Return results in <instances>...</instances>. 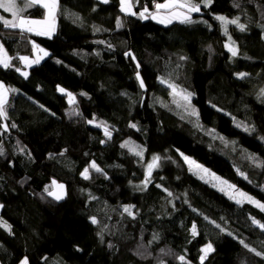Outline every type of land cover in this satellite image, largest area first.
<instances>
[{
  "label": "trees",
  "instance_id": "obj_1",
  "mask_svg": "<svg viewBox=\"0 0 264 264\" xmlns=\"http://www.w3.org/2000/svg\"><path fill=\"white\" fill-rule=\"evenodd\" d=\"M152 3L139 0L135 9L146 4L154 10ZM24 15L42 19L43 10ZM217 15L239 17L246 26L243 32L228 27L239 49L235 58L224 48L228 37ZM192 16L207 23L160 25L124 15L119 0H60L51 38L0 23V44L12 57L11 68L0 66V82L17 90L8 95V119L0 121L9 125L8 132L0 130V220L12 233L0 228V264L24 257L29 264H181L179 255L200 264L208 243L214 251L204 264H264V231L250 219L264 223V212L236 204L183 160L193 159L264 203V97L258 96L264 88V0H213ZM31 42L49 55L25 67L19 57L34 59ZM137 62L144 89L136 80ZM241 72L248 76L237 78ZM161 80L193 93L197 115L177 107L179 98ZM57 86L75 96L74 105ZM73 107L79 115L70 117ZM94 117L106 122L111 139L87 123ZM125 141L144 149L143 158L121 148ZM153 156L161 158L159 167L140 190ZM92 161L102 172L90 170L85 180L80 173ZM53 180L65 186L60 201L44 193ZM127 205L134 217L123 212Z\"/></svg>",
  "mask_w": 264,
  "mask_h": 264
},
{
  "label": "snow or ice",
  "instance_id": "obj_2",
  "mask_svg": "<svg viewBox=\"0 0 264 264\" xmlns=\"http://www.w3.org/2000/svg\"><path fill=\"white\" fill-rule=\"evenodd\" d=\"M101 3L108 4L110 0H100ZM23 6L21 7L20 4H18V0H0V9H3L4 12L11 14V19H4L3 17H0V23L3 24L4 28L8 29H19L21 33H32L36 36H44L51 38L55 32H56V20L57 15L60 11V0H22ZM213 3V0H164V2H157V0H153L152 8L154 10H150L148 5H144L141 10L135 11L134 9L139 4V0H119V11L127 16H136L141 20H148L152 19L155 20L159 24L168 25L173 23V21H178L182 24H194V23H207V21H197L193 19L192 14L193 13H200L201 7L208 8ZM236 7H239V4L237 3L235 5ZM39 8L43 10V18L42 19H34L29 18L24 15V13L32 8ZM95 10V9H94ZM75 15V14H72ZM76 19H79V17H76ZM215 20L220 22V26L223 29L224 35L228 37V41L224 44V48L231 54V57L235 58L239 54V49L236 46L235 41L232 40V37L228 34V25H235L241 32L245 31V25L239 22V17H236L234 19H227L226 17L222 15H217L214 17ZM122 21L120 17H117L116 19V27L120 28L122 27ZM95 31H101L99 28H95ZM32 43V50L33 55L35 56L34 59H30L29 56H20L19 60L22 64L25 65V67H31L32 65L39 64L41 60H43L45 57L49 55V53L44 50L43 48H40L39 45H37L35 42ZM98 43H105L104 41H98ZM111 47V45H109ZM124 55L126 57H131L133 61L136 60L135 56L131 52H125ZM181 60H184L185 57H180ZM12 57L8 55V52L5 50L4 45L0 44V66H2L5 69L11 68ZM59 63V61H57ZM136 80L139 81L140 88L144 89L145 84L144 81L140 75L139 68L140 64L139 62L136 63ZM17 72H20L22 76L27 78L28 72L22 71L19 67L15 69ZM237 78L243 79L246 76H248V73H237ZM161 83H167L168 88L171 89V95L176 98H179V101H183V104H181L179 101L174 99V103H177V107H184L185 111H187L190 115H197L196 109L192 108L191 106V97L193 93L187 91L186 89H181L179 85L175 83H168L165 80H161ZM17 90L14 88H8L5 87L3 82H0V121H6L8 119V113L6 109V105L8 104V94L10 92H16ZM57 91L61 94H66L68 97V104L74 105L75 104V96L71 92H66V90L62 87L57 86ZM80 95H86L85 93H81ZM258 96L264 97V88L260 90L258 93ZM43 107V106H41ZM213 107H215L213 105ZM47 111V109H45ZM220 110V109H218ZM70 117L79 115V113L76 111V109L73 107L69 113H67ZM87 123L94 124L97 128H103L104 136L108 139H111L112 137V131L109 130V126L104 121L95 122V117L91 120H88ZM132 128H135V124L129 125ZM239 123L237 124V127H241ZM16 125L12 124L11 128H15ZM0 130L3 132L9 131V125L7 123L0 122ZM244 131L251 132L254 131L253 128H249L247 126H244ZM264 139V138H262ZM101 143H105V141H101ZM121 148H128L130 152H133L136 156L143 158L144 149L140 148L137 150L138 146H132L131 141H125L123 144L120 145ZM23 151V149H21ZM4 155L3 148H0V156ZM30 155V154H29ZM60 155H63L61 153ZM183 156V154H181ZM159 156H153L150 163L147 164L145 174H144V180L141 182L142 187L138 185L137 187L140 188V190H144L147 188L148 184L151 183V177L153 170L155 168L159 167ZM184 161L189 165V170L192 171L194 169L203 171L207 174L208 170L204 169L201 165L197 164L194 160L190 159L187 156H183ZM249 159H254V157H249ZM90 170H94L95 172H102V169L97 165L95 161H92L87 167L84 168V170L80 173V175L85 179L90 178ZM243 175V173H241ZM203 179V177H201ZM214 180L219 181L220 184L226 185L229 190H232V194L229 195V199H232L235 201L236 204H244L245 202L254 205L256 208H258L261 212H264V203H261L254 197L248 195L247 193L240 191L239 189L235 188V185L229 184L225 180H220L219 177H216L214 174L212 176ZM247 179V177H245ZM215 186V185H214ZM156 187L161 188L162 186L157 184ZM165 192H167L168 196H172L173 194L168 191L167 189H163ZM220 191H225L224 188H220ZM44 193L47 194V196L52 197L56 201L62 200L65 195V186L63 184L58 183L56 180H53L51 182L50 186H46L44 188ZM228 194V193H226ZM93 199H95L93 197ZM3 205H0V208H2ZM133 206L127 205L123 207V212L127 213L128 216L134 217V213L132 211ZM207 220L208 217H205ZM252 225L257 226L261 231H264V223H261L259 220H257L254 217H250ZM92 224H97V219L95 217L91 218ZM210 223H213L216 228H218L221 232L225 231L223 227H221L220 224L215 223V221H210ZM0 228H3L4 230L8 231L9 234L11 233V226L3 220H0ZM191 236L195 238L198 235L197 232V225L195 223L192 224L190 229ZM228 235H232V233H228ZM102 239V237H101ZM153 239H157L156 236L153 237ZM151 243V242H150ZM243 246L248 249L250 252H254L255 255L260 256L262 253L257 252L255 249L250 248L247 243H245L243 240L240 241ZM162 252L164 250H161ZM214 251L213 246L211 243L206 244L200 249V252L202 255L200 256V264H204V260L206 259L207 255ZM178 259L181 264H190L189 261L186 260L185 255H179L175 257ZM19 264H29V260L27 257L22 258L19 261ZM160 264H164L163 261L160 262Z\"/></svg>",
  "mask_w": 264,
  "mask_h": 264
},
{
  "label": "rangeland",
  "instance_id": "obj_3",
  "mask_svg": "<svg viewBox=\"0 0 264 264\" xmlns=\"http://www.w3.org/2000/svg\"><path fill=\"white\" fill-rule=\"evenodd\" d=\"M97 1H99L100 2V0H97ZM1 11H2V13H0V17H3L4 19H11L12 17H11V14L10 13H7V12H4L3 11V9H0ZM135 11H136V9H134ZM4 13H5V15H4ZM193 14H196V13H193ZM125 15V14H124ZM127 16V15H126ZM227 19H229V18H227ZM174 22H178V21H173V23ZM172 24V23H171ZM160 25H163V24H160ZM169 25V24H168ZM167 25V26H168ZM230 25H228V27H229ZM221 30H222V32H223V29L221 28ZM224 33V32H223ZM35 58V57H34ZM9 95V94H8ZM191 159V158H190ZM152 160V159H151ZM151 160L149 161V163L151 162ZM184 160V159H183ZM193 160V159H192ZM185 162V161H184ZM186 163V162H185ZM197 163V162H196ZM197 164H199V163H197ZM186 165H188L187 163H186ZM200 165V164H199ZM189 166V165H188ZM202 166V165H201ZM147 167V166H146ZM204 169H206L204 166H202ZM208 170V169H207ZM192 172L194 173V174H196L197 175V177L198 178H200L201 180H203V181H205V182H208V183H211V184H213V185H215V187L216 188H218V189H220V188H224L225 189V191H224V193L226 194V193H228V194H226L227 196H229L230 194H232V190H229L228 188H227V186L226 185H222V184H220L219 183V181H217V180H214L213 178H212V176H213V174L214 173H212L211 171H209L208 170V172H207V174L206 173H204L203 171H200V170H197V169H194V170H192ZM215 175V174H214ZM216 177H219L218 175H215ZM201 177H203V179L201 178ZM220 178V177H219ZM220 180H223L222 178H220ZM236 188V187H235ZM237 189V188H236ZM228 191V192H227ZM245 203H247V202H245ZM250 205H252V204H250ZM252 206H254V205H252ZM255 207V206H254Z\"/></svg>",
  "mask_w": 264,
  "mask_h": 264
},
{
  "label": "crops",
  "instance_id": "obj_4",
  "mask_svg": "<svg viewBox=\"0 0 264 264\" xmlns=\"http://www.w3.org/2000/svg\"><path fill=\"white\" fill-rule=\"evenodd\" d=\"M0 212H1V208H0Z\"/></svg>",
  "mask_w": 264,
  "mask_h": 264
}]
</instances>
